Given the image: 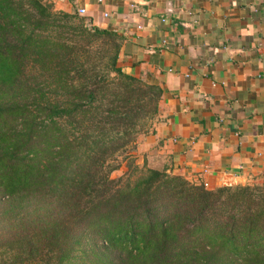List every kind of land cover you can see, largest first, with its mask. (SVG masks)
Listing matches in <instances>:
<instances>
[{"label":"trees","instance_id":"obj_1","mask_svg":"<svg viewBox=\"0 0 264 264\" xmlns=\"http://www.w3.org/2000/svg\"><path fill=\"white\" fill-rule=\"evenodd\" d=\"M121 43L77 10L0 0V264H264V185L132 179L162 91L121 71Z\"/></svg>","mask_w":264,"mask_h":264},{"label":"crops","instance_id":"obj_2","mask_svg":"<svg viewBox=\"0 0 264 264\" xmlns=\"http://www.w3.org/2000/svg\"><path fill=\"white\" fill-rule=\"evenodd\" d=\"M52 1L120 35L117 66L160 87L142 162L208 189L264 185V0Z\"/></svg>","mask_w":264,"mask_h":264},{"label":"rangeland","instance_id":"obj_3","mask_svg":"<svg viewBox=\"0 0 264 264\" xmlns=\"http://www.w3.org/2000/svg\"><path fill=\"white\" fill-rule=\"evenodd\" d=\"M49 2H51L53 4V7H54V10L55 11H66V12H72L74 11V9H70V10H58L55 6V3L52 1V0H48ZM82 17H84V15H81ZM85 18V17H84ZM120 68V67H119ZM98 71H100L101 73H104L102 71V67H99L97 68ZM121 69V68H120ZM122 71V70H121ZM123 72V71H122ZM124 73V72H123ZM125 74V73H124ZM128 75V74H126ZM131 76V75H129ZM109 77L111 79H113V77H115V75L112 73L109 74ZM134 77V76H132ZM137 78L139 81H141V83L146 87V85H151V84H148L146 82H144L142 79L138 78V77H135ZM160 100L158 102V105H157V110H156V113L154 114V116L152 115L151 117L149 118H145L144 120L141 121V124H140V127L141 129H139L140 131V134L137 138V141H136V144L138 143V140H140L142 137L146 136L148 133H150L153 129V126L154 124L156 123V121L159 119V113H160ZM136 150V148H135ZM133 150L130 152V155L132 156V158L134 159V164H133V167H136L137 168V171L134 172L132 174V179H136L137 177L139 176H143L147 170H157V169H154V168H151L147 165V163H145V161H141V157L136 153V151ZM119 163H120V167L118 170H115L111 173L110 177L111 179H116V178H119V177H123L124 174L127 172V163H128V160L126 159H123V157H120L118 159ZM140 162V163H139ZM158 171H165V170H158ZM129 173V172H128ZM169 173V172H167ZM204 186V185H203ZM206 188V187H205ZM208 189V188H207ZM2 253H0V258H2Z\"/></svg>","mask_w":264,"mask_h":264},{"label":"built area","instance_id":"obj_4","mask_svg":"<svg viewBox=\"0 0 264 264\" xmlns=\"http://www.w3.org/2000/svg\"><path fill=\"white\" fill-rule=\"evenodd\" d=\"M79 14H80V15H83V14H84V11H83V10H80ZM105 16H106V15H105ZM204 187L207 188V184H204Z\"/></svg>","mask_w":264,"mask_h":264}]
</instances>
